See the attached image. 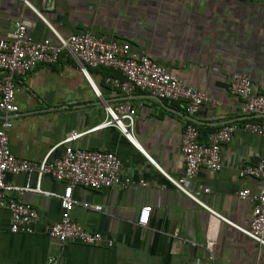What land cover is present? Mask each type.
<instances>
[{
  "label": "crops",
  "instance_id": "0c3cea01",
  "mask_svg": "<svg viewBox=\"0 0 264 264\" xmlns=\"http://www.w3.org/2000/svg\"><path fill=\"white\" fill-rule=\"evenodd\" d=\"M21 20L37 41L52 38L47 23L63 37L87 32L126 42L138 55L150 57L186 86L203 92L207 103L193 118L200 143L226 125L264 123V117L243 115L241 99L228 92L231 76L241 74L251 80L255 92L264 94V0H0V39L8 38ZM88 76L89 81L63 53L56 64L16 77L18 112L0 114V121L12 122V154L37 162L66 134L102 124L106 106L127 101L136 107L135 144L114 127L93 131L74 143L78 149L113 152L121 162V176L131 179L126 189L72 191L79 204L71 219L103 235L112 247L59 245L46 232L60 218L58 199L26 193L20 200L35 207L38 221L32 234L13 235L8 213L0 209V264H46L48 257L60 264H264V248L179 192L142 153L169 177L182 176L180 148L187 123L183 104L146 91L122 94L106 82L108 77L122 80L116 71L90 69ZM61 152L58 147L53 156ZM220 157L219 172L200 169L184 188L191 193L198 185L209 188L199 200L246 228L254 203L238 193H256L260 181L240 177L239 170L264 159V136L237 129L231 142L221 147ZM5 180L23 186L26 176L6 175ZM30 181L34 186V175ZM40 186L51 195L61 194L65 187L48 176ZM94 206L101 211H94ZM143 207L151 208L145 227L136 222Z\"/></svg>",
  "mask_w": 264,
  "mask_h": 264
},
{
  "label": "built area",
  "instance_id": "2783aa9c",
  "mask_svg": "<svg viewBox=\"0 0 264 264\" xmlns=\"http://www.w3.org/2000/svg\"><path fill=\"white\" fill-rule=\"evenodd\" d=\"M40 19L42 17L26 2ZM43 20V19H42ZM52 38L37 41L28 33V23L18 21L8 38L0 39V114H14L18 112L16 95L19 91L16 77H23L40 65L56 64L63 53L70 55L81 73L89 81L88 70L107 69L116 71L122 80L116 77L106 78V82L118 89L122 94L129 95L136 91H146L158 99L183 104L187 123L184 126L181 155L183 159V174L173 179L165 174L144 153V156L179 192L194 201L218 220L230 225L242 235L264 248V159H259L252 165H246L239 170L240 177H250L260 181L256 193L243 190L238 193L242 200L250 198L254 205L250 213L248 227H239L215 211L211 210L199 200L200 194H208L209 188L198 185L195 193L184 188L186 180L193 178L200 169L217 173L222 168L220 150L223 145L231 142L237 129L248 131L257 136H264V123L243 121L238 126L226 125L206 136L205 143L198 141V128L193 118L200 114L207 103L205 94L190 88L178 77L168 73L158 63L146 55H138L132 51L126 42L108 41L93 36L87 32L74 33L63 37L45 23ZM96 96L99 92L92 85ZM228 92L241 99V113L264 117V94L254 91L251 80L241 74L231 76ZM105 120L102 124L86 132H71L52 147L40 161H29L14 156L9 147V131L12 122L7 119L0 121V209H5L9 218V233H33V225L38 221V211L32 205L20 200L26 193H38L44 196H55L59 201L60 218L47 228V236L59 245L98 246L105 244L112 247L110 240L104 239L97 232L85 230L80 224L71 219V211L79 203L72 197L75 187L92 191H102L112 187L126 189L131 185L129 177H122L119 158L108 151H92L78 149L74 143L82 136L107 127L118 129L131 143L135 144L133 131L136 119V107L124 101L114 107L106 106ZM62 152L53 156L58 148ZM139 148V147H138ZM26 176L23 186L7 183L6 175ZM35 176L32 186L31 177ZM48 176L65 185L61 194L51 195L41 190V180ZM140 186L147 184L140 182ZM84 208H90L83 203ZM93 210L101 211L100 206ZM150 207L140 209L137 224L141 227L148 225ZM46 264H60L55 257H48Z\"/></svg>",
  "mask_w": 264,
  "mask_h": 264
}]
</instances>
